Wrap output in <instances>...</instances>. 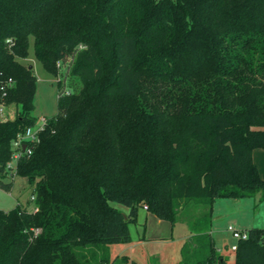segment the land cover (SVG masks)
<instances>
[{
  "label": "trees",
  "instance_id": "1",
  "mask_svg": "<svg viewBox=\"0 0 264 264\" xmlns=\"http://www.w3.org/2000/svg\"><path fill=\"white\" fill-rule=\"evenodd\" d=\"M32 45L58 111L18 161L38 210H0V264H123L98 253L131 241L141 207L173 226L217 198L264 200V0H0L6 190L13 141L37 120ZM246 230L228 254L194 234L182 264H264V227Z\"/></svg>",
  "mask_w": 264,
  "mask_h": 264
},
{
  "label": "rangeland",
  "instance_id": "2",
  "mask_svg": "<svg viewBox=\"0 0 264 264\" xmlns=\"http://www.w3.org/2000/svg\"><path fill=\"white\" fill-rule=\"evenodd\" d=\"M24 63H31L37 76L33 115L39 122L40 117L49 118L57 113L58 86L55 77L45 71L34 57L33 45L30 56L24 60ZM60 72L66 73V68L61 66ZM62 86L64 90H69L79 85L76 79L66 77L62 81ZM260 152L256 153L255 158L261 167ZM12 181L11 190H6L0 185V210H11L19 203L32 209L34 207V202L31 200L34 194L33 186L25 177L17 174ZM113 204L127 211L124 205L116 202ZM137 220V223L129 224L131 241L108 244L98 255L109 258L111 263L116 258H126L128 261L123 264H133L132 262H135L134 264H182V249L191 241L188 235L192 236L206 230H211L217 247L228 254L233 250L232 245L239 241L233 236L229 226L239 230H243L241 228L244 225L264 227V200H261V191L244 197L217 198L211 207L203 204L193 206L190 211L179 215V219L173 226L170 222L158 218L141 207ZM238 220L241 221L242 226L236 224L235 221ZM120 263H122L121 260Z\"/></svg>",
  "mask_w": 264,
  "mask_h": 264
},
{
  "label": "built area",
  "instance_id": "3",
  "mask_svg": "<svg viewBox=\"0 0 264 264\" xmlns=\"http://www.w3.org/2000/svg\"><path fill=\"white\" fill-rule=\"evenodd\" d=\"M14 80L9 78L5 83L0 85V92L2 93V100H0V117H6L8 113H11L13 107L5 102L4 95L7 91V86L13 85ZM68 92V91H67ZM48 117L42 116L39 118V122L36 120L35 124L26 128V130L15 138L13 141V154L11 160L7 163V170L9 172V178H13L16 175L17 164L19 159L23 155H30L33 152L34 145L40 140L41 132L45 129ZM25 146V147H24ZM32 199L35 196L31 197ZM145 208H147L145 206ZM34 210H38L37 206L33 207ZM229 230L234 237L240 239H245L248 237V231L243 229L239 230L234 226H229ZM233 250L237 248V244L232 245Z\"/></svg>",
  "mask_w": 264,
  "mask_h": 264
},
{
  "label": "crops",
  "instance_id": "4",
  "mask_svg": "<svg viewBox=\"0 0 264 264\" xmlns=\"http://www.w3.org/2000/svg\"><path fill=\"white\" fill-rule=\"evenodd\" d=\"M260 152V154H261V167H260V165L257 163V161H256V158H255V155H256V153L257 152ZM253 158H254V161H255V163L257 164V166H258V168H259V171H260V174H261V176L264 178V148H258V149H255L254 150V152H253ZM144 209H146L145 207H143ZM147 210V209H146ZM148 211V210H147ZM137 222H138V220H137ZM136 222V223H137ZM236 222V224H238L239 226H242L241 224V221H235ZM246 224V223H245ZM248 228H251V227H247V225H244V227H242L241 229H248ZM209 232L212 234V237H214V235H213V233L211 232V230H209ZM196 234V233H195ZM194 235V234H193ZM192 235V236H193ZM192 236L191 235H188V238H192ZM214 239V238H213ZM216 244V243H215ZM217 246V245H216ZM219 250H221V248H219V247H217Z\"/></svg>",
  "mask_w": 264,
  "mask_h": 264
},
{
  "label": "water",
  "instance_id": "5",
  "mask_svg": "<svg viewBox=\"0 0 264 264\" xmlns=\"http://www.w3.org/2000/svg\"><path fill=\"white\" fill-rule=\"evenodd\" d=\"M25 147V146H24Z\"/></svg>",
  "mask_w": 264,
  "mask_h": 264
}]
</instances>
